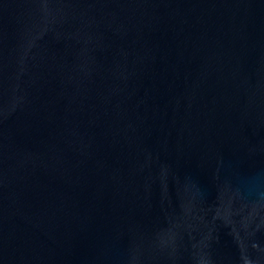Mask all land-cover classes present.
I'll list each match as a JSON object with an SVG mask.
<instances>
[{
  "label": "water",
  "instance_id": "obj_1",
  "mask_svg": "<svg viewBox=\"0 0 264 264\" xmlns=\"http://www.w3.org/2000/svg\"><path fill=\"white\" fill-rule=\"evenodd\" d=\"M0 264H264V0H0Z\"/></svg>",
  "mask_w": 264,
  "mask_h": 264
}]
</instances>
